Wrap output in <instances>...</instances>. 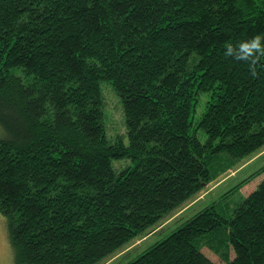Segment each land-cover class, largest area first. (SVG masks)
Masks as SVG:
<instances>
[{"label":"trees","instance_id":"16d2710c","mask_svg":"<svg viewBox=\"0 0 264 264\" xmlns=\"http://www.w3.org/2000/svg\"><path fill=\"white\" fill-rule=\"evenodd\" d=\"M258 34L264 0H0L15 263L100 264L262 150L264 56L253 76L224 54ZM106 87L124 134L107 131ZM125 264H264V180L229 217L211 203Z\"/></svg>","mask_w":264,"mask_h":264},{"label":"rangeland","instance_id":"374dc122","mask_svg":"<svg viewBox=\"0 0 264 264\" xmlns=\"http://www.w3.org/2000/svg\"><path fill=\"white\" fill-rule=\"evenodd\" d=\"M106 95V115H107V131L110 136L115 134H124L125 128L123 124L122 109L117 96L109 87L105 88ZM204 107L200 104L199 111ZM3 131L0 127V138ZM127 142V139H126ZM116 167H121L124 163L115 162ZM264 166V148L254 155L248 157L240 164L230 169L227 173L220 176L217 180L211 182L195 197L178 208L167 218L160 221L156 226L147 231L143 236L135 239L118 250L115 254L102 261L100 264H125L129 260L136 257L147 247L166 237L171 231L177 228L183 221L193 216L195 213L210 205L218 203V211L225 217H229L238 204L252 193L259 184L264 180V173L249 183L245 184L242 189L226 198L222 199L224 193L233 188L237 183L248 177L258 169ZM212 259L217 258L208 250H204ZM0 264H16L15 253L12 248L6 220L0 214Z\"/></svg>","mask_w":264,"mask_h":264},{"label":"clouds","instance_id":"9594fccd","mask_svg":"<svg viewBox=\"0 0 264 264\" xmlns=\"http://www.w3.org/2000/svg\"><path fill=\"white\" fill-rule=\"evenodd\" d=\"M264 37L255 35L251 39L239 42L237 45L229 44L225 50V56L238 62H245L253 76L256 75V65L264 56Z\"/></svg>","mask_w":264,"mask_h":264}]
</instances>
